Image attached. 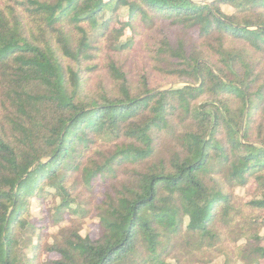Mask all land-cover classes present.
<instances>
[{
  "label": "trees",
  "instance_id": "1",
  "mask_svg": "<svg viewBox=\"0 0 264 264\" xmlns=\"http://www.w3.org/2000/svg\"><path fill=\"white\" fill-rule=\"evenodd\" d=\"M0 264H264V0H0Z\"/></svg>",
  "mask_w": 264,
  "mask_h": 264
},
{
  "label": "water",
  "instance_id": "2",
  "mask_svg": "<svg viewBox=\"0 0 264 264\" xmlns=\"http://www.w3.org/2000/svg\"><path fill=\"white\" fill-rule=\"evenodd\" d=\"M196 2H200V3H209L211 0H194Z\"/></svg>",
  "mask_w": 264,
  "mask_h": 264
},
{
  "label": "rangeland",
  "instance_id": "3",
  "mask_svg": "<svg viewBox=\"0 0 264 264\" xmlns=\"http://www.w3.org/2000/svg\"><path fill=\"white\" fill-rule=\"evenodd\" d=\"M89 229H90V231L92 232V234L94 233V231H95V227H94V225H91L90 227H89Z\"/></svg>",
  "mask_w": 264,
  "mask_h": 264
}]
</instances>
